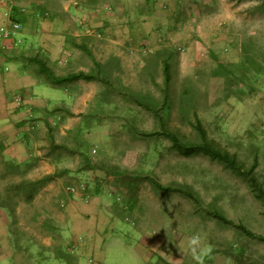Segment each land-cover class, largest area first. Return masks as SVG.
Here are the masks:
<instances>
[{
	"label": "rangeland",
	"instance_id": "obj_1",
	"mask_svg": "<svg viewBox=\"0 0 264 264\" xmlns=\"http://www.w3.org/2000/svg\"><path fill=\"white\" fill-rule=\"evenodd\" d=\"M76 3L78 33L95 37L70 40L55 73L94 63L101 73L57 86L64 105L30 120L41 132L32 151L50 168L0 153V245L13 264H40L48 246H88V232L66 218L93 201L114 223L103 264H196L188 238L197 233L212 246L204 264H264V242L241 229L264 237V205L249 183L206 155L179 154L164 133L195 140L196 117L264 190V0H100L85 15ZM179 188L196 201L171 191Z\"/></svg>",
	"mask_w": 264,
	"mask_h": 264
},
{
	"label": "crops",
	"instance_id": "obj_2",
	"mask_svg": "<svg viewBox=\"0 0 264 264\" xmlns=\"http://www.w3.org/2000/svg\"><path fill=\"white\" fill-rule=\"evenodd\" d=\"M55 1L57 2V0ZM99 1L65 0L61 4H57L62 5L58 8L56 6L50 7V0H0V26L8 24L14 18V21L25 23L18 34H12V38L20 39L21 47H15L12 38L0 40V153L4 157L12 159L11 161L16 162V164L26 160L29 161L31 156H36L34 159L42 164L40 169L50 168L48 163L45 162L47 157H39L40 151L35 149L32 151V148L39 146V143L34 139L36 136H41V132L36 130L37 128L30 131L28 124H37L35 121L31 122V119H45V116H50L47 115L46 111H49L51 107L54 109L61 107L64 105L62 102L68 98L65 86L57 87L44 81L40 75L35 73L36 66L32 62L29 63L27 57L35 56V53L40 54L37 57L46 62L55 76L67 75V73H55V66L59 67L57 61L65 51L63 47L67 46L70 40L77 44L78 38L91 39L95 37L87 32L78 33L76 20L74 22L72 20L73 14L77 13V7L74 6V3L77 2L76 4L80 6L79 11H83L82 13L85 15L87 10V13L90 11L93 13V10L101 5ZM12 15H14V18ZM81 22V28L84 31L89 30L86 25H83L84 21ZM90 23L88 26L93 28V23ZM96 36L99 37L100 35L97 34ZM73 48L77 49L78 45ZM66 61L69 63V59ZM16 95L22 98L19 105L13 102ZM51 101L54 104L53 106L50 104ZM42 110L45 114L44 117L41 116ZM27 120L30 122H27ZM91 204L94 207L91 212L84 210L81 214H72L68 211L66 218L72 226L77 224L80 228L79 231L83 229L88 232L89 245L84 248L80 246L73 254L66 251L58 254V247L48 246L40 264H57L56 261L51 263V260H57L59 264H82L85 259L94 264V262H98L99 258L102 260V264L104 263L105 253L101 251L103 249L102 244L106 240L110 241L111 235L108 232L114 223L107 217L102 216L96 202L93 201ZM1 224L4 227L5 224L0 218V232L4 229ZM97 232L101 234L100 237H97ZM1 235L2 239H5L8 233L3 231ZM0 248V259H5L1 264H9L6 261L13 264L14 254L11 249L6 244L4 246L0 245ZM142 253L150 259L147 250H143ZM88 262L87 264H90ZM150 262L152 261L150 260Z\"/></svg>",
	"mask_w": 264,
	"mask_h": 264
},
{
	"label": "trees",
	"instance_id": "obj_3",
	"mask_svg": "<svg viewBox=\"0 0 264 264\" xmlns=\"http://www.w3.org/2000/svg\"><path fill=\"white\" fill-rule=\"evenodd\" d=\"M16 9V8H15ZM18 10V8H17ZM14 15H12L13 17ZM14 18V17H13ZM15 20V18H14ZM78 48L82 50L83 52H87L85 45H78ZM40 55V54H39ZM38 54H35L33 57H27V61L29 63H33L35 67V73L40 75V77L48 82L51 85L54 86H60L62 84L67 83L68 81L73 80H84V81H90L92 79H95L96 77H99L101 70L98 67V64L94 63L92 68L90 69L89 73L84 72H77L75 74H67L64 76L57 77L52 73V70L47 66L46 62L42 60V58H38ZM162 73L164 75V79L167 81L168 77V68L167 65L163 66ZM192 128L195 131L196 139L195 140H182L175 134L165 131V135L169 138L171 141V147L177 151L179 154L184 156H189L193 154H203L206 155L210 160H215L220 163H222L223 166L230 169L231 171L235 172L238 176L243 177L248 183L249 186L254 193L255 197L262 202L264 205V190H262L260 187H258L255 183V180L249 176L248 172H245L242 169V166L238 165L235 157L228 154L226 151L221 150L218 148L214 142L210 141L205 133V130L202 126V124L199 122V120L193 116V123ZM253 167V166H252ZM154 187L156 189H166L162 188L160 185L153 183ZM172 192H176L180 195H183L190 200L196 201V198L194 197L193 193L191 191H186L183 189H172ZM215 218H217L220 221H223L227 224L231 223L228 220H226L222 215L216 213L214 214ZM241 229L246 233V235L254 236V238L258 239L259 241L264 242V237L254 235L250 233L248 230H246L244 227L241 226ZM62 255V254H61Z\"/></svg>",
	"mask_w": 264,
	"mask_h": 264
},
{
	"label": "clouds",
	"instance_id": "obj_4",
	"mask_svg": "<svg viewBox=\"0 0 264 264\" xmlns=\"http://www.w3.org/2000/svg\"><path fill=\"white\" fill-rule=\"evenodd\" d=\"M16 39V37L13 38V40ZM20 44L21 41L18 45L14 46L19 47ZM188 250L196 264H204L205 258H207L212 252V246L210 244H206L201 235L197 233L188 238Z\"/></svg>",
	"mask_w": 264,
	"mask_h": 264
},
{
	"label": "built area",
	"instance_id": "obj_5",
	"mask_svg": "<svg viewBox=\"0 0 264 264\" xmlns=\"http://www.w3.org/2000/svg\"><path fill=\"white\" fill-rule=\"evenodd\" d=\"M21 29H22V25L20 24V22L14 20L10 21L6 25L0 26V40L11 39L12 34L19 33ZM12 43L13 45H18L20 43V40L19 39L13 40ZM13 102L19 105L22 102V98L16 95L13 99Z\"/></svg>",
	"mask_w": 264,
	"mask_h": 264
}]
</instances>
